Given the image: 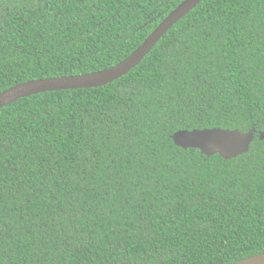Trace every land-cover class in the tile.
Here are the masks:
<instances>
[{
  "label": "trees",
  "instance_id": "obj_1",
  "mask_svg": "<svg viewBox=\"0 0 264 264\" xmlns=\"http://www.w3.org/2000/svg\"><path fill=\"white\" fill-rule=\"evenodd\" d=\"M183 0H0V93L108 69ZM254 130L225 161L186 130ZM264 0H203L105 86L0 110V264H233L264 253Z\"/></svg>",
  "mask_w": 264,
  "mask_h": 264
},
{
  "label": "water",
  "instance_id": "obj_2",
  "mask_svg": "<svg viewBox=\"0 0 264 264\" xmlns=\"http://www.w3.org/2000/svg\"><path fill=\"white\" fill-rule=\"evenodd\" d=\"M202 1L183 0L158 24L140 46L124 60L108 69L76 76L32 80L16 84L2 91L0 93V110L19 99L41 93L91 89L112 83L133 70L175 24ZM257 135L260 141L264 140V130ZM254 138V130L240 133L237 130L223 129L181 130L172 136L174 144L182 149H197L206 157L217 155L225 161L247 154ZM233 264H264V253Z\"/></svg>",
  "mask_w": 264,
  "mask_h": 264
}]
</instances>
